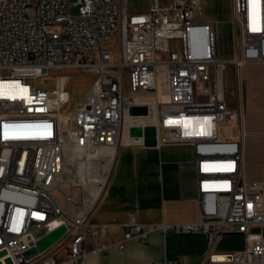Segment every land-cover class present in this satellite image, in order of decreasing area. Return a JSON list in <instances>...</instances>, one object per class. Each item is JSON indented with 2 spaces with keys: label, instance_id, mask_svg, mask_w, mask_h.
Instances as JSON below:
<instances>
[{
  "label": "built area",
  "instance_id": "1",
  "mask_svg": "<svg viewBox=\"0 0 264 264\" xmlns=\"http://www.w3.org/2000/svg\"><path fill=\"white\" fill-rule=\"evenodd\" d=\"M146 4L132 11L129 0H0V69L10 71L0 74L1 264H81L88 239L106 252L157 231L203 233L198 264H264V180L244 177L240 75L246 61H264V0H232L231 60L219 57L217 24L204 19L202 0ZM228 62L237 73L235 110L225 92ZM66 69L91 77L73 110ZM50 77L52 87L31 83ZM139 105L156 114L157 146L194 148L198 219L142 223L131 216L121 238L97 241L108 225L92 223L73 190L61 188L68 152L97 159L125 130L144 144L129 134L136 124L125 127L126 113ZM232 121L240 138L223 139L221 126ZM61 225L66 232L39 252L38 240ZM228 233L243 234L245 248L220 250Z\"/></svg>",
  "mask_w": 264,
  "mask_h": 264
},
{
  "label": "crops",
  "instance_id": "2",
  "mask_svg": "<svg viewBox=\"0 0 264 264\" xmlns=\"http://www.w3.org/2000/svg\"><path fill=\"white\" fill-rule=\"evenodd\" d=\"M218 54L222 59L231 60L233 45L232 54L220 53L218 38ZM240 75L244 177L249 181L264 180V61H246ZM227 101L235 110L236 102ZM90 164V172L101 167L96 161ZM107 172L98 179V190L89 192L87 187L86 191H78L70 186L65 189L73 190L79 209L91 211L92 223L108 225L106 236L95 235L97 241L121 238L131 216L142 223H182L198 219V182L191 144L145 146L139 141H121ZM86 177L80 179L81 183L90 186V179ZM245 244L243 234L228 233L221 239L219 249L239 251ZM206 245V236L200 232L157 231L144 241L131 239L124 249L112 246L106 252L94 250L88 239L84 244L88 254L81 264H156L169 259L179 260L180 264H198Z\"/></svg>",
  "mask_w": 264,
  "mask_h": 264
},
{
  "label": "rangeland",
  "instance_id": "3",
  "mask_svg": "<svg viewBox=\"0 0 264 264\" xmlns=\"http://www.w3.org/2000/svg\"><path fill=\"white\" fill-rule=\"evenodd\" d=\"M75 1V0H71ZM130 1V9L132 11L134 10H144L146 7L145 0H129ZM232 0H203V17L206 16L209 18H212V21H215L217 24V31H218V38H219V50L220 53H229L232 54V45H233V29L231 25V15H232V9H231ZM77 7H72V12L75 14L77 13ZM206 19V18H205ZM66 72L71 74L70 79V90H71V109L73 110L77 103L85 96V92L91 82V77L89 76H82L81 74L75 72L74 69H66ZM1 75H9L10 71L8 69H0ZM54 79L53 77L50 78H41L37 79L34 82H31L33 85H36L37 87H52L53 86ZM163 85H165V82H163ZM163 89V86L160 85ZM161 90V89H160ZM225 92L228 100H234L237 104L238 100V87H237V73H236V67L234 63L228 62L227 69L225 71ZM239 128V123L236 121L229 122L221 126L220 132L221 137L223 139H239L240 135L237 133ZM100 153V157H97V159H93L92 161H96L99 165L101 164V167H98L97 171H91L87 175V179L90 178L91 175H94L95 177H98L100 179L101 177H105L107 175L108 169H110L111 164L113 163L116 152H109V149H102ZM77 152V151H76ZM73 151V149L69 150L68 152V163L66 165L67 171H66V177L65 181L61 183L62 189H68L69 187V178L72 179L75 183H77V186H75V189L80 191L84 190L86 191V188L88 187L89 192L98 190L99 181H97L96 184H92L90 186H86L81 183V180L83 177H81L80 172L78 171V166L81 161V158L78 153ZM85 157L86 156H83ZM91 161V162H92ZM80 174V175H79ZM91 183V181H90ZM74 189V187H73Z\"/></svg>",
  "mask_w": 264,
  "mask_h": 264
},
{
  "label": "water",
  "instance_id": "4",
  "mask_svg": "<svg viewBox=\"0 0 264 264\" xmlns=\"http://www.w3.org/2000/svg\"><path fill=\"white\" fill-rule=\"evenodd\" d=\"M131 115H147L148 114V107L145 105L139 106H132L130 108ZM156 126L154 125H132L129 128V134L131 137L135 138H142L145 146H157V138H156ZM66 232V226L61 225L54 229L53 231L49 232L48 234L44 235L41 239L37 242V250L39 252H43L47 248H49L52 244H54L64 233ZM3 252L0 253L3 254ZM9 264L11 263L10 259H7ZM1 264V263H0Z\"/></svg>",
  "mask_w": 264,
  "mask_h": 264
},
{
  "label": "bare ground",
  "instance_id": "5",
  "mask_svg": "<svg viewBox=\"0 0 264 264\" xmlns=\"http://www.w3.org/2000/svg\"><path fill=\"white\" fill-rule=\"evenodd\" d=\"M155 119H156V114L154 112H152V111L150 113H148L147 115H138V116L131 115L130 112H127L126 113L125 127L127 125H129V124L138 125V123H144L145 125L146 124L154 125ZM134 140H136V139L130 138L129 135H128V132L125 130V133L123 135L122 141H134ZM73 151L76 152L77 150H73ZM116 151H117V147L115 149H111L109 152L112 153V152H116ZM76 153H78L80 158H81V161H80L79 166H78V169H79L78 171L80 172L81 177H84L85 175L87 176L88 173H90V169H89L88 166L91 165L90 163L92 161L93 155H88L85 158V157H82V155H81V153L79 151H77ZM65 171H67V167H66ZM89 179L91 181V185L93 183L96 184L97 181H98V177H95L94 175H91Z\"/></svg>",
  "mask_w": 264,
  "mask_h": 264
}]
</instances>
